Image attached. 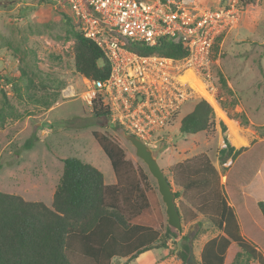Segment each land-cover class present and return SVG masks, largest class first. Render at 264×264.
Masks as SVG:
<instances>
[{"label":"rangeland","instance_id":"1","mask_svg":"<svg viewBox=\"0 0 264 264\" xmlns=\"http://www.w3.org/2000/svg\"><path fill=\"white\" fill-rule=\"evenodd\" d=\"M186 1L190 7L215 10L225 0ZM62 9L72 16L68 5ZM66 13L52 0H0V191L50 206L63 174L62 161L71 157L95 166L104 174L106 184H115L111 161L93 137L97 131L124 150L137 181H141L140 189L149 199L151 195L152 206L133 222L164 234L168 217L155 179L135 148L122 137V129L96 117L80 97L85 90L84 77L74 67ZM212 60L215 97L206 88L205 92L235 129L194 86V100L183 104L176 119L159 132L161 136L157 133L161 140L153 151L166 174L179 162L201 153L208 155L229 189L231 205L243 225L242 234L264 251V218L257 206L258 201H264V0H251L243 11L241 8L237 27L216 42ZM68 85L76 87V98L62 97ZM4 94L10 106L4 110L2 122ZM200 99L213 108L216 130L183 135L180 121ZM29 140L32 148L26 147ZM139 170L145 179L138 175ZM172 187L174 192L178 190ZM176 203L179 206V199ZM220 234L202 216L194 223H182L180 235H190L195 256V262L189 264H200L202 247ZM182 243L169 241L170 250H152L133 261L114 258L112 264H180Z\"/></svg>","mask_w":264,"mask_h":264},{"label":"trees","instance_id":"2","mask_svg":"<svg viewBox=\"0 0 264 264\" xmlns=\"http://www.w3.org/2000/svg\"><path fill=\"white\" fill-rule=\"evenodd\" d=\"M250 3L251 0H241L242 11ZM65 16L71 24L76 72L90 80H104L110 63L103 51L83 36L80 24L72 16ZM220 39L222 36L217 42ZM129 49L139 55L176 59L188 54L182 43L171 37L159 39L154 47L139 43ZM11 82L16 89V80ZM194 103L192 111L180 121V132L186 136L214 132L217 121L210 103L203 99ZM9 106L7 98L2 122ZM92 111L96 117L106 119L110 114L98 104ZM116 128L120 130L119 126ZM92 134L111 161L116 183L106 184L98 168L71 157L62 161L63 174L50 206L0 191V264H112L114 258L133 261L152 250H170L168 242L176 244L178 240L183 241L180 264H189L190 235L181 236L169 225L162 234L149 225L133 222L152 206L151 195L149 199L140 189L141 181H137V173L118 143L106 134ZM32 146L29 140L26 147ZM138 175L146 178L140 170ZM166 177L178 188L174 193L179 199L182 223H194L202 216L221 233L204 244L200 264H264V251L242 234L243 225L231 205L229 189L222 184L208 155L201 153L177 163ZM257 206L264 218V201H258Z\"/></svg>","mask_w":264,"mask_h":264},{"label":"built area","instance_id":"3","mask_svg":"<svg viewBox=\"0 0 264 264\" xmlns=\"http://www.w3.org/2000/svg\"><path fill=\"white\" fill-rule=\"evenodd\" d=\"M52 1L57 8L70 7L83 36L110 63L104 80L84 77L82 100L92 110L95 104L108 109L111 124L153 150L161 140L159 132L178 116L185 102L194 100L193 83L184 81L189 71L215 97L212 50L219 37L237 27L241 11V0H225L215 10L190 7L186 0ZM164 37L182 43L188 54L176 59L129 49L139 43L154 47ZM77 96L74 85L62 91L66 100Z\"/></svg>","mask_w":264,"mask_h":264},{"label":"water","instance_id":"4","mask_svg":"<svg viewBox=\"0 0 264 264\" xmlns=\"http://www.w3.org/2000/svg\"><path fill=\"white\" fill-rule=\"evenodd\" d=\"M121 135L135 148L137 157L143 161V163L147 166L149 173L155 179L159 194L161 195L162 201L166 207L168 225L178 233H181L182 218L176 203L175 193L172 184L167 179L166 174L162 170L158 159L155 156L153 148L146 145L138 137L126 133V131H121ZM194 262V251L191 249L188 263Z\"/></svg>","mask_w":264,"mask_h":264},{"label":"bare ground","instance_id":"5","mask_svg":"<svg viewBox=\"0 0 264 264\" xmlns=\"http://www.w3.org/2000/svg\"><path fill=\"white\" fill-rule=\"evenodd\" d=\"M186 80H188L189 83H193V85L195 87H197V90L200 93H202V96H205L206 98H208L209 99V102H211L215 106V109H216L215 111H217L218 116L221 119H223L229 126H232L235 129V126L229 120V118L226 116V114L223 112V110L219 107V105L217 104V102L212 97H210V96L207 95L208 92L207 93L205 92L204 85L198 79H196L190 71L184 77V81H186ZM234 132H236V131H234ZM237 140H239L240 142L243 143L242 139L240 140L238 138Z\"/></svg>","mask_w":264,"mask_h":264},{"label":"crops","instance_id":"6","mask_svg":"<svg viewBox=\"0 0 264 264\" xmlns=\"http://www.w3.org/2000/svg\"><path fill=\"white\" fill-rule=\"evenodd\" d=\"M146 254V253H145Z\"/></svg>","mask_w":264,"mask_h":264}]
</instances>
